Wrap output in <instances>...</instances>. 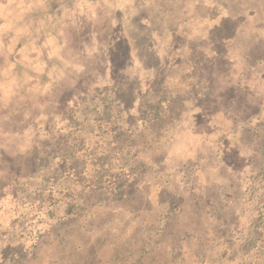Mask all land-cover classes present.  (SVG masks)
<instances>
[{
    "label": "rangeland",
    "instance_id": "rangeland-1",
    "mask_svg": "<svg viewBox=\"0 0 264 264\" xmlns=\"http://www.w3.org/2000/svg\"><path fill=\"white\" fill-rule=\"evenodd\" d=\"M262 175L264 0H0V264H264Z\"/></svg>",
    "mask_w": 264,
    "mask_h": 264
},
{
    "label": "trees",
    "instance_id": "trees-1",
    "mask_svg": "<svg viewBox=\"0 0 264 264\" xmlns=\"http://www.w3.org/2000/svg\"><path fill=\"white\" fill-rule=\"evenodd\" d=\"M171 115L172 112H171ZM160 116H162V114L159 113V118L158 120L161 118ZM156 122L153 121V123ZM35 135V139L34 141H32V145L30 148L31 150L36 151L35 156L32 158L31 153L29 151V161L25 162V164H19V177L16 178V180L21 179V180H31V181H35V179L39 178V177H43V170L46 168L47 171L50 170V164H48V162H46V159L48 158V149L49 147H43L40 148L39 147V143H41L43 145V143L40 141V138L43 136L42 134H39L38 132H34ZM69 145H71L70 143H67ZM75 148V147H74ZM42 149V150H40ZM40 150V151H39ZM76 150V149H75ZM80 152L79 151H75V153H72V157L75 158V156H77V153ZM54 158V155H51ZM50 156V157H51ZM32 158V159H31ZM60 160V159H59ZM58 160V166H60L61 168H64L65 165L67 166L70 162L69 159H63L62 161ZM23 162V161H21ZM71 164H75V163H71ZM79 167H77L75 165V171L78 169ZM73 170V168L71 169ZM8 169L5 170V172H7ZM63 171V170H62ZM11 171L9 170L8 173H10ZM27 173L26 177L25 174ZM263 177L260 176H256V177H249L248 180L251 182V184L253 185H249V189L247 191H252L254 194L258 191V190H263L264 193V175H262ZM14 178V177H12ZM49 178V177H48ZM256 183H260L261 186L258 185H254ZM261 205H263V209H261V211L258 212V218L256 220V223H254V225H252V234H248L249 239L245 240V244L249 247L251 246V248L254 245H257L259 241L263 240V235H264V201L262 203H260ZM71 220V219H69ZM66 220V221H69ZM67 223H70L71 225L76 224V221L72 220L69 221ZM64 226L65 224H60L58 226ZM87 227V225H84L81 227V229H85ZM87 229V228H86ZM162 230L161 229H156L152 234L153 235H157L158 233H161ZM190 236V232H186L183 233L182 236ZM257 235V237H256ZM60 234L57 235H50L47 236V238H45V242L43 243H39L38 245H36V249H35V253H33V258H30L28 264H100V262L97 263V261H93L94 258L97 257V251L93 248H91L90 246H87V244H76L73 241V237H70L71 242L68 241V239L66 238H60L59 237ZM85 236V235H84ZM194 236V235H193ZM244 236V235H243ZM255 236V237H254ZM89 238L87 240H85L86 242H88ZM68 244V245H66ZM66 245V246H65ZM69 247L70 249V253L71 255L74 254L75 258L71 261H67V262H63L62 258L59 256V253L65 251L67 248ZM84 251V252H82ZM146 252H150L147 249L143 250L141 256H138V258L133 261H131L128 264H144L146 263V259L149 258L146 257ZM123 253L127 254L128 257L133 255V252L131 250H127L125 252H119L117 253V256L113 257L116 258L117 261H111L109 262L108 259H105V261H101L104 262V264H125L124 260L123 261H119L120 259H124L123 257ZM249 252L247 251L246 256L250 257ZM47 255V256H46ZM119 256V257H118ZM245 256V255H244ZM144 257L146 259H144ZM92 259V260H91ZM235 261V260H232ZM151 264H154V262H151Z\"/></svg>",
    "mask_w": 264,
    "mask_h": 264
}]
</instances>
